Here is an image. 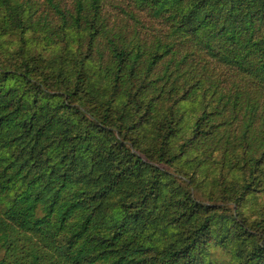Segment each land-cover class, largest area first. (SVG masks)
<instances>
[{
	"label": "trees",
	"instance_id": "trees-1",
	"mask_svg": "<svg viewBox=\"0 0 264 264\" xmlns=\"http://www.w3.org/2000/svg\"><path fill=\"white\" fill-rule=\"evenodd\" d=\"M0 264H264V0H0Z\"/></svg>",
	"mask_w": 264,
	"mask_h": 264
}]
</instances>
